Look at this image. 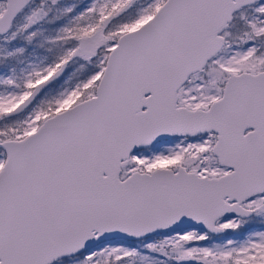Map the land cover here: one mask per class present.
<instances>
[{"label":"water","instance_id":"95a60500","mask_svg":"<svg viewBox=\"0 0 264 264\" xmlns=\"http://www.w3.org/2000/svg\"><path fill=\"white\" fill-rule=\"evenodd\" d=\"M0 37L33 0H5ZM264 0H167L139 28L118 38L96 95L1 144L0 264H53L109 239L138 241L243 219L264 194V72L228 77L208 110L177 105V93L223 48L234 15ZM70 61L6 114L14 118L61 79ZM217 134L213 154L230 170L219 178L180 168H122L160 140Z\"/></svg>","mask_w":264,"mask_h":264},{"label":"rangeland","instance_id":"374dc122","mask_svg":"<svg viewBox=\"0 0 264 264\" xmlns=\"http://www.w3.org/2000/svg\"><path fill=\"white\" fill-rule=\"evenodd\" d=\"M166 1L34 0L18 16L10 33L0 37V169L6 160L1 144L23 139L48 118L94 97L118 38L146 23ZM5 4L0 0V16ZM222 36V50L179 89L178 107L208 110L222 98L228 77L264 72V3L234 15ZM66 61L52 89L21 115L6 118ZM216 142L215 133L160 140L135 151L121 178L160 168L219 178L230 170L214 156ZM245 204L255 215L222 218L217 223L224 235L189 230L138 241L113 238L53 264H264V194Z\"/></svg>","mask_w":264,"mask_h":264},{"label":"flooded vegetation","instance_id":"af4514ba","mask_svg":"<svg viewBox=\"0 0 264 264\" xmlns=\"http://www.w3.org/2000/svg\"><path fill=\"white\" fill-rule=\"evenodd\" d=\"M33 2H34V0L31 2V4H32ZM5 3H6V1H5ZM31 4H30V5H31ZM30 5H29V6H30ZM256 5H257V4H256ZM29 6H28V7H29ZM28 7H27V8H28ZM5 8H6V4H5ZM27 8H26V9H27ZM247 8H248V7H247ZM4 11H5V10H4ZM23 11H24V10H23ZM23 11H22V12H23ZM22 12H21V13H22ZM21 13H20V14H21ZM2 14H3V13H2ZM17 18H18V17H17ZM17 18H16V19H17ZM16 19H15V20H16ZM14 22H15V21H14ZM13 24H14V23H13ZM9 33H10V32H9ZM4 37H5V36H4ZM43 81H44V80H43ZM58 82H59V81H58ZM55 84H56V83H55ZM36 85H37V84H36ZM36 85H35V86H36ZM35 86H34L33 89L31 90V92L34 90ZM53 86H54V85H53ZM52 88H53V87L51 86L49 89H52ZM49 89H48V90H49ZM48 90H47V91H48ZM47 91H46V92H47ZM44 94H45V92H44L43 94H41V95L37 98V100H38L40 97H42ZM37 100H36V101H37ZM36 101H35V102H36ZM35 102H34V103H35ZM62 112H63V111H62ZM59 113H60V112H59ZM256 197H257V196H256ZM245 205H246V204H245ZM245 205H244V206H245ZM253 211H254V214H253V216H254V215H255V210H253ZM253 216H252V217H253ZM250 218H251V217H250ZM241 219H243V218H241ZM243 220H244V219H243ZM217 226L220 227V226L218 225V223H217ZM220 228H222V227H220ZM222 230H223V233H222L221 235H224V234L226 233V230H225L224 228H222ZM210 235H213V234H210Z\"/></svg>","mask_w":264,"mask_h":264},{"label":"trees","instance_id":"16d2710c","mask_svg":"<svg viewBox=\"0 0 264 264\" xmlns=\"http://www.w3.org/2000/svg\"><path fill=\"white\" fill-rule=\"evenodd\" d=\"M5 141H7V139Z\"/></svg>","mask_w":264,"mask_h":264}]
</instances>
